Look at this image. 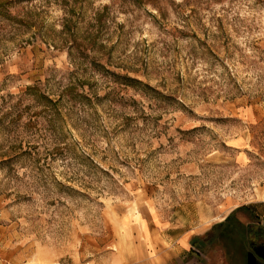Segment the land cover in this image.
<instances>
[{"label": "rangeland", "instance_id": "rangeland-1", "mask_svg": "<svg viewBox=\"0 0 264 264\" xmlns=\"http://www.w3.org/2000/svg\"><path fill=\"white\" fill-rule=\"evenodd\" d=\"M261 200L264 0H0V264H163L235 209L195 258L245 264Z\"/></svg>", "mask_w": 264, "mask_h": 264}, {"label": "crops", "instance_id": "crops-1", "mask_svg": "<svg viewBox=\"0 0 264 264\" xmlns=\"http://www.w3.org/2000/svg\"><path fill=\"white\" fill-rule=\"evenodd\" d=\"M261 201L264 202V200H261ZM250 210L253 211L252 214H254V216L257 217V220L263 223L264 225V203L257 205L255 209L250 208ZM232 220L233 222H235L237 219H235V217L234 218L231 217L227 220H223V224L229 221H232ZM218 223L219 222L216 223L217 226H219ZM238 226H239L238 227L239 232L237 231V233L236 232L235 233L236 235H241L244 229L240 225ZM208 229L212 230L208 228L207 225H205V226L199 227L198 230L191 229V230L183 231L180 233L177 232L171 235L170 238H168L170 246L168 249H166V251L169 254V258L166 259L163 264H200L201 262H198L197 259L195 258L196 255H195L194 246L195 244L198 243L199 240L203 239L202 235L205 232H208L209 231ZM118 258L122 262V258L120 256H118ZM114 263L116 262L113 260V264ZM116 264H119V263L117 262Z\"/></svg>", "mask_w": 264, "mask_h": 264}, {"label": "flooded vegetation", "instance_id": "flooded-vegetation-1", "mask_svg": "<svg viewBox=\"0 0 264 264\" xmlns=\"http://www.w3.org/2000/svg\"><path fill=\"white\" fill-rule=\"evenodd\" d=\"M247 240L248 247L244 252L245 264H247L246 260L248 252L254 254L257 264L264 263V229L250 226ZM239 249L242 250L240 247Z\"/></svg>", "mask_w": 264, "mask_h": 264}, {"label": "trees", "instance_id": "trees-1", "mask_svg": "<svg viewBox=\"0 0 264 264\" xmlns=\"http://www.w3.org/2000/svg\"><path fill=\"white\" fill-rule=\"evenodd\" d=\"M236 210V209H235ZM235 210H232L230 214H228L226 217H225V220L231 218L232 214L235 212ZM235 224L233 225H237L235 228H233V225H228L225 229H224V232L221 234L222 235V238H224L225 242H227V244H231L232 247L235 248V242L239 245H242V240H243V235H236L237 231L239 232L238 230V225H241L240 224V221H235L234 222ZM223 224V221L222 222H219L218 225H222ZM216 225V224H214ZM214 225L212 226V228L214 227ZM210 228V229H212ZM256 228H261V229H264V227L258 225L256 226ZM236 232V233H235ZM236 250V249H235Z\"/></svg>", "mask_w": 264, "mask_h": 264}, {"label": "water", "instance_id": "water-1", "mask_svg": "<svg viewBox=\"0 0 264 264\" xmlns=\"http://www.w3.org/2000/svg\"><path fill=\"white\" fill-rule=\"evenodd\" d=\"M247 264H257L255 261V256L252 252H248L247 253V260H246ZM264 264V263H262Z\"/></svg>", "mask_w": 264, "mask_h": 264}]
</instances>
